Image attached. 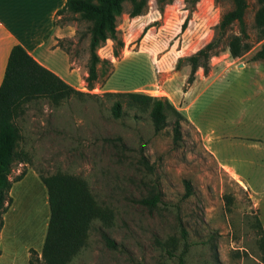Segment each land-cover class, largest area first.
Instances as JSON below:
<instances>
[{
	"label": "rangeland",
	"instance_id": "1",
	"mask_svg": "<svg viewBox=\"0 0 264 264\" xmlns=\"http://www.w3.org/2000/svg\"><path fill=\"white\" fill-rule=\"evenodd\" d=\"M246 1L248 47L231 55L228 38L240 33L234 22L207 71L198 67L191 82L186 56L218 35L233 0H147L136 16L124 0L116 39L96 48L91 88L85 80L91 22L72 11L58 13V42L75 68L70 79L87 93L58 103L33 99L14 119L26 159L14 161L8 174L0 264H45L49 206L40 175L57 171L84 178L107 211L92 221L85 245L66 264H264V58H253L263 39L255 23L259 3ZM125 91L171 102L185 116L180 137L173 138L172 111L155 131L147 110L107 93ZM115 100L122 104L119 117L111 112ZM153 192L159 194L155 206L140 201Z\"/></svg>",
	"mask_w": 264,
	"mask_h": 264
},
{
	"label": "trees",
	"instance_id": "2",
	"mask_svg": "<svg viewBox=\"0 0 264 264\" xmlns=\"http://www.w3.org/2000/svg\"><path fill=\"white\" fill-rule=\"evenodd\" d=\"M124 0H66L64 6L58 10H65L79 14V17L89 20V57L87 61V74L85 80L89 88L98 76L97 63L99 56L97 46L107 38L116 39L115 17L122 9ZM130 2L129 14H140L147 4V0H128ZM193 4L197 0H187ZM259 7L255 12V23L263 41L253 54V58H264V0H257ZM247 8L246 0H233V6L225 11L217 25L218 35L206 42L195 52L186 56L190 64L188 82L194 79L195 71L202 67L208 69V59L216 50L219 38L234 22L239 24V34L230 35L228 49L232 56H238L248 47L245 40L247 34L244 24V14ZM187 19L182 23L185 27ZM146 26L143 31H145ZM85 94L78 90L55 72L38 62L20 44H14L10 50L4 75L0 83V230L3 225V213L7 210L11 197L8 191L12 182L8 177L14 161L26 159V153L17 148L21 137L15 118L23 111L25 104L40 97L48 98L54 103L60 102L72 94ZM110 94H123L128 97L131 105L147 110L155 131H160L167 124V110L172 111L176 118L173 124V138L180 137V120L185 116L168 100L151 94L125 91L107 92ZM111 112L115 117L122 115V104L115 100L111 105ZM20 173L16 180L22 177ZM47 191L49 216L41 247V256L45 264H66L85 245L88 230L95 218L107 217V211L92 194L87 181L75 174L57 171L49 175H40ZM188 185V183L186 182ZM189 193V186L187 188ZM159 194L153 192L140 201L148 206H155ZM108 244L114 242L105 236ZM261 260L264 263V229L261 228L259 238ZM30 264H33L30 261Z\"/></svg>",
	"mask_w": 264,
	"mask_h": 264
},
{
	"label": "crops",
	"instance_id": "3",
	"mask_svg": "<svg viewBox=\"0 0 264 264\" xmlns=\"http://www.w3.org/2000/svg\"><path fill=\"white\" fill-rule=\"evenodd\" d=\"M65 2L0 0V83L12 46L20 44L38 62L74 86L70 78L75 68L71 66L70 55L58 42L62 36L56 25L58 10Z\"/></svg>",
	"mask_w": 264,
	"mask_h": 264
}]
</instances>
